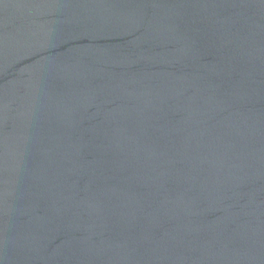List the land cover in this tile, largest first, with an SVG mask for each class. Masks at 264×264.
<instances>
[{
    "label": "water",
    "instance_id": "1",
    "mask_svg": "<svg viewBox=\"0 0 264 264\" xmlns=\"http://www.w3.org/2000/svg\"><path fill=\"white\" fill-rule=\"evenodd\" d=\"M0 264H264V0H0Z\"/></svg>",
    "mask_w": 264,
    "mask_h": 264
}]
</instances>
